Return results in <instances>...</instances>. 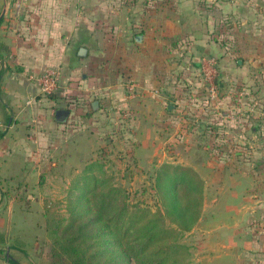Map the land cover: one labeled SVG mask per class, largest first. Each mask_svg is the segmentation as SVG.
<instances>
[{"label":"crops","instance_id":"crops-1","mask_svg":"<svg viewBox=\"0 0 264 264\" xmlns=\"http://www.w3.org/2000/svg\"><path fill=\"white\" fill-rule=\"evenodd\" d=\"M222 19L227 27L226 19L230 21L224 28L229 38L238 32L234 21L245 27L233 49L217 38ZM113 23L120 42L111 45L104 25ZM171 37L185 42L183 61L192 59L191 67L185 62L180 67L185 87L198 85V61L201 68L202 58L215 62L214 56L220 62L215 71L220 81L244 90L241 97L221 94L209 102L224 114L199 110L191 130L176 127L175 120H183L180 106L168 98L172 93L176 102L183 98L159 75L169 72ZM117 51H126L118 71L125 79L107 85L111 56ZM235 51L247 52L245 64L235 60ZM46 68L58 72V88L51 96L41 94L29 79ZM128 82L134 86L130 95L116 93ZM71 94L90 107L93 101L99 107L100 96L119 107L128 97L136 98L133 112H143L145 124L135 131L139 139L130 150L145 145L143 158H150L153 166L182 164L197 172L202 180L200 213L183 240L189 264H264V0H0L1 185L31 188L58 162L81 160L84 149L79 151L76 139L71 142V134L83 106L75 107ZM203 123H215L214 131ZM28 201L30 206L18 212L0 202L1 233L10 235L21 227L25 236L18 238L23 240L34 231L29 218L42 225L40 211ZM254 248L258 252L251 254ZM8 259L15 260L6 256L8 264Z\"/></svg>","mask_w":264,"mask_h":264},{"label":"rangeland","instance_id":"rangeland-1","mask_svg":"<svg viewBox=\"0 0 264 264\" xmlns=\"http://www.w3.org/2000/svg\"><path fill=\"white\" fill-rule=\"evenodd\" d=\"M226 21H228V27L225 23V19H222V25L221 27H219V29H216V34L217 38L220 39L219 42L223 43V41H226L228 43L226 46L229 49H233V47H235V44H237V33H242L245 30V27L238 21H234L232 25L234 26L233 30L238 32H233L232 35H234V37L229 38L225 36L224 28L227 29L231 25L229 26V20L226 19ZM113 25L114 23L110 25H104L106 26L104 30V33L107 37L106 40L108 39V42H111V45L114 44L113 41L115 43L120 42L119 40L114 38L115 31ZM102 27L103 25L100 26V29ZM119 27L124 29L121 24ZM220 29H223L222 32H220ZM174 38L177 37L175 36ZM170 39L172 40V44L170 43V47L172 48L170 50L171 54L166 56V60L169 64V72L166 73L164 70V73L159 75L162 78L163 76L164 78H167L166 81L169 82V85L176 87L177 96H182L183 98L180 101L176 102L174 101L176 98L173 97V93L168 98L169 100H171L173 105L175 104V106H180L178 107V109L183 120L178 116L179 119L175 120L176 127L177 125H179L181 129L191 130V127L194 126V118L196 117L195 113L199 110L209 115L217 116L218 113L224 114L222 113L223 110H219L218 107H213L209 102L214 101L221 94H228L231 97L234 94L241 97L244 95V90L238 88L236 85L230 87L226 86L225 84L228 85V83H222L220 81V76L217 73L211 76L209 80L206 79L200 68V60L198 61V72L196 76L200 78L198 85L194 86L191 89L185 87L186 82L183 76L184 72L180 71L181 64L185 62L183 61V54L185 53L183 49L185 42H180L178 40L173 41L172 37ZM97 45L98 42H95V46ZM106 45L109 44L106 43ZM235 52V60L238 59L240 61L239 64H245L248 59V57L246 56L247 52ZM124 54H126V51H117L116 54H112V70H110V72L108 71L105 81L107 85H112L115 80L121 78L122 75L119 76L118 71L121 70L120 66L122 67V65H124ZM202 56L206 55L203 54L199 56V59ZM212 57L215 59L214 69L216 71L217 64H219L220 62L216 61V58L214 56ZM217 58H221V56ZM114 61H116V63H114ZM191 64L192 59L189 57L184 65L191 67ZM107 68L109 70L108 66L106 67V70ZM160 76H157V79L159 81L161 79ZM209 81L212 82V85H216L214 98H210L209 96ZM129 84H132V82H128L125 87H120L121 90H118L116 93H123V95L125 96L130 95L131 90L128 88ZM136 90L135 92H137ZM116 93L113 94L115 95ZM70 97L74 100L72 103L75 107L78 105L83 106V110L80 111V115L75 114L76 118L74 121H72V124L75 125L72 128L74 130V135L72 136L71 134V138L73 137V139H71V142H74V139H76V147H78L79 151H81V149H84L82 158L80 161L75 159V157H72L68 158L67 160L65 159L66 162H64V160L58 162V166H54L48 171L49 174L44 177L42 183L38 184L37 182L36 184L31 185V188L27 187L26 185L20 184H0V196H2L3 198L0 200V202H3V206L12 204V208L14 207L15 211L18 212L19 208L24 209V207H29L30 205L28 204V200H32L31 206H33L35 209L38 208L41 213L40 217L42 218V225L37 224V218H29V220L34 225V231L32 233H28L26 236L27 238L23 240L18 238V235H21V238L25 236V233L22 232L23 228L21 227H19L17 231L8 232V234L10 235H7V232L5 233V231L2 233L0 232V264H8L5 261L6 256L14 258L16 261H18L19 264H32L31 261L33 260V262H35L34 264L48 263V259L46 257L47 255L42 252L41 247L42 243L45 241V224L42 213L49 215L50 217L55 216L64 218L67 216L68 207L70 204H74V196L78 194L77 189L71 188L70 181L77 173H79V170L83 165H85V163L91 161H97L101 164V170L104 172V176L109 178V181L113 186L118 187L122 190V194L125 196L129 203H136L140 207L147 208L151 211L159 210L160 212H163L162 200L159 194L153 188V184L155 171L162 163L167 162H162L155 167L151 164L150 158H147L148 160L146 161V159L143 158V154L146 152L145 145H143L142 147L138 146L137 150H130L131 146H134L139 139V136L137 135H139L140 133H136V135L135 131L138 127H141V122L144 123L145 121H141V119L144 118V114H142L143 112H138V115L133 112L135 106L133 104L135 103L134 100L136 98H133L131 96L130 98L128 97L126 105L124 107H119L110 103V100H108V96H100L97 98V100L99 99V107H96L95 110H92L88 104L78 101L80 99L79 97L73 94H71ZM141 98L142 97L138 98V100ZM198 105L200 107H196ZM171 110L172 109L170 108V111ZM240 110L241 108H239L238 111L241 112ZM224 116L225 115L221 116L222 119H227V117ZM203 125L204 127L205 125L208 126V130L209 128H212V130L214 131L213 125H215V123H203ZM219 125L221 126V124ZM196 128L199 127L196 126ZM142 129L145 130V127L142 126ZM87 134H90V137H85V135ZM144 139L145 137L142 138L143 143H145ZM158 149L161 148L158 147ZM170 156H172V154ZM87 157H90V160L86 161L87 159L85 160V158ZM26 195H30L33 198L26 199ZM84 219L85 214L82 217V221ZM165 223L167 225H170L167 220H165ZM93 227H95V225ZM187 231H182L180 233L178 241L184 244L188 249V246L183 241L184 238H186L185 235ZM16 235L17 237H15ZM255 236H257L258 238L260 237L259 234ZM13 247L17 248L20 251H16ZM257 252L258 249L254 248V250L251 251V254ZM35 254L37 256V259L34 257Z\"/></svg>","mask_w":264,"mask_h":264},{"label":"trees","instance_id":"trees-1","mask_svg":"<svg viewBox=\"0 0 264 264\" xmlns=\"http://www.w3.org/2000/svg\"><path fill=\"white\" fill-rule=\"evenodd\" d=\"M101 167L97 161L85 163L71 179V188L78 194L66 217L42 213L45 241L41 247L47 264H189L188 249L178 238L200 213L202 180L197 173L185 165L159 166L153 188L163 203L160 212L129 203ZM48 174L41 173L38 184Z\"/></svg>","mask_w":264,"mask_h":264},{"label":"built area","instance_id":"built-area-1","mask_svg":"<svg viewBox=\"0 0 264 264\" xmlns=\"http://www.w3.org/2000/svg\"><path fill=\"white\" fill-rule=\"evenodd\" d=\"M214 61L212 58L204 57L201 59V71L206 79H210L211 76L215 75L214 70ZM29 79L32 80L39 88L41 94L47 95L49 93L55 92L58 88V72L53 68H46L42 72L29 75ZM209 87V96L210 98L215 97V88L216 85H212V82H208ZM134 87L132 84H129V89L132 90Z\"/></svg>","mask_w":264,"mask_h":264},{"label":"water","instance_id":"water-1","mask_svg":"<svg viewBox=\"0 0 264 264\" xmlns=\"http://www.w3.org/2000/svg\"><path fill=\"white\" fill-rule=\"evenodd\" d=\"M134 40H135V41H138V40H139V35H136V36L134 37ZM96 106H97L96 101H93V102L91 103V107H92V109H95ZM170 107H171V105H168V106H167V109H169ZM56 114H57V116H58V119H59V120H62V117L59 115V114H60V111H56Z\"/></svg>","mask_w":264,"mask_h":264}]
</instances>
